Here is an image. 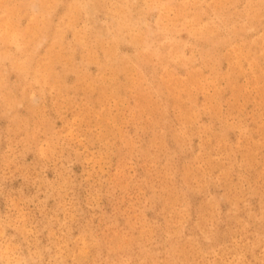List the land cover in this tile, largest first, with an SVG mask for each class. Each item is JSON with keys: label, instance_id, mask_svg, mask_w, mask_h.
<instances>
[{"label": "rangeland", "instance_id": "374dc122", "mask_svg": "<svg viewBox=\"0 0 264 264\" xmlns=\"http://www.w3.org/2000/svg\"><path fill=\"white\" fill-rule=\"evenodd\" d=\"M0 264H264V0H0Z\"/></svg>", "mask_w": 264, "mask_h": 264}]
</instances>
